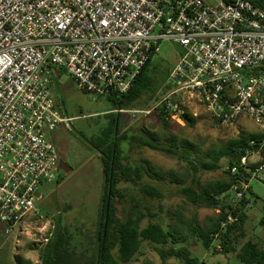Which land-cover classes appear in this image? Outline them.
<instances>
[{
    "label": "built area",
    "instance_id": "obj_1",
    "mask_svg": "<svg viewBox=\"0 0 264 264\" xmlns=\"http://www.w3.org/2000/svg\"><path fill=\"white\" fill-rule=\"evenodd\" d=\"M165 42L177 48L178 62L146 113L164 107L170 119L182 118L187 103H197L219 125L255 122L262 138L250 140L239 164L226 168L251 176L231 188L237 200L244 198L251 180L264 173V8L253 0H0V222L6 233L44 218L36 194L59 175L51 135L70 119L51 91L56 71L93 98L123 95ZM238 220L239 212L230 213L221 230Z\"/></svg>",
    "mask_w": 264,
    "mask_h": 264
},
{
    "label": "rangeland",
    "instance_id": "obj_2",
    "mask_svg": "<svg viewBox=\"0 0 264 264\" xmlns=\"http://www.w3.org/2000/svg\"><path fill=\"white\" fill-rule=\"evenodd\" d=\"M211 1L217 3L220 0ZM176 49L168 42L163 43L161 52L152 60V67L172 71L177 62ZM68 76H63L61 84L57 79L52 82L57 108L64 116L70 118L68 126L60 127L54 138L59 156V174L63 181L59 184L54 182L40 186L43 198L38 207L44 215L43 219L26 220L12 233H6L0 222V264H21L26 260L41 264V250L47 244L59 217H62L64 224L74 233L79 234L78 231H81L82 239H85L87 234L90 235L95 228L104 179L98 154L89 147L86 139L99 134L107 125L103 114L111 109V103L105 97L94 99L80 91ZM168 78L169 76L165 85ZM165 87L163 86L160 92L164 93ZM152 105V102H143L141 107L123 112V132L129 136L143 135L144 130L152 132L161 136V143L165 147L168 146V138L178 143L189 141L195 146L189 157L195 163H199L202 158L200 155L209 149L220 147L243 133H257L259 129L255 122L247 118L233 125H219L197 103H187L185 108L186 113L194 119V125L186 123L182 118H172L165 127L156 111L146 113L152 109ZM133 110L141 112L134 114ZM124 151L129 166L143 165L152 169L151 173L161 176L162 180L145 176L138 186L121 183L119 187L125 198L118 203L120 218H125L133 206H138L145 214L141 222L142 227H146L150 222H158L168 229V226H175L181 219L186 223L184 228L180 229L179 240L177 244H169L167 249L172 246L187 247L194 257L207 264H240L236 259V252L226 254L206 249L197 234L192 235L188 231L187 224L191 222L192 225L198 224L206 228L208 218H216L218 210L194 205L180 194V189L189 185L192 179V171L186 160L178 155L137 147L130 142L124 144ZM252 160L255 161V158ZM225 163V160L220 162L224 166L220 170L200 171L197 174L200 185L206 188L211 181L225 180L228 177L225 174ZM146 184L156 185L164 194V198L154 199L143 193L141 188ZM250 188L251 193H247L250 205L246 210L245 235L237 242L236 250L248 239H254L260 247H264V225L261 224L264 219V173H259L251 180ZM213 246L219 245L214 242ZM159 248L144 242L137 256L129 264H183L176 258L168 257L163 260Z\"/></svg>",
    "mask_w": 264,
    "mask_h": 264
},
{
    "label": "trees",
    "instance_id": "obj_3",
    "mask_svg": "<svg viewBox=\"0 0 264 264\" xmlns=\"http://www.w3.org/2000/svg\"><path fill=\"white\" fill-rule=\"evenodd\" d=\"M253 2L264 8V0H253ZM152 60L153 58L148 62L129 92L105 97L111 103V109L103 114L107 119V125L99 131V134L86 139L89 147L98 154L104 179L95 228L90 235L87 234L88 236L86 235L85 239H82L81 231H78L79 234L74 233L64 224L62 217H59L47 244L41 250V264H129L137 256L144 242L160 247L158 251L163 260L170 257L180 260L183 264H207L194 257L187 247L172 246L167 249L169 244H177L180 229H183L184 223H186L183 220L180 219L175 226H168V229L158 222H150L146 227H142L141 222L145 218V214L139 210L138 206H133L125 218H120L118 203L125 198V194L119 187L121 183L138 186L145 176L162 180V177L157 173H151L152 169L143 165L131 167L126 163L124 144L129 142L136 144L137 147H147L173 156L178 155L186 160L192 171V179L189 185L180 189V194L194 205L218 210L216 218H208L206 228L198 224L192 225L193 222L187 224L188 231L192 235L197 234L206 249L226 254L234 251L240 264H264V247H260L254 239L245 241L239 250L235 248L239 239L245 235L246 210L250 205L247 193H251V188H248L241 200L236 199L231 188L238 182V179H243L248 183L251 176L245 172L239 176L232 175L226 170L225 174L228 177L225 180L211 181L206 188H203L197 180V174L200 171L222 169L224 167L220 164L222 160H225L226 168L239 164L245 154L241 148L252 139L260 140L262 135L260 133H243L220 147H213L202 153L201 161L195 163L189 158L195 147L189 141L178 143L168 138L166 139L168 146L165 147L161 143L163 140L161 136L152 132L144 130L143 135L132 136L123 132L124 114L122 111L141 107L143 102L154 103L157 101L162 94L160 90L165 86L167 77L171 73V70L167 68L152 67ZM176 60L178 62V55ZM150 73H152L151 76ZM156 112L163 126L167 127L170 117L164 107L157 109ZM182 119L186 123L194 125V119L188 113L185 112ZM61 181H63V177L59 174L56 183L59 184ZM141 190L151 198H164V194L156 185L146 184ZM238 212L239 220L229 225L225 231L221 230L222 221L226 220L230 213ZM261 224L264 225V219ZM218 233L219 236L216 237ZM214 242L218 243L221 249L213 246ZM22 262L23 264H34L31 260ZM145 264L152 263L146 262Z\"/></svg>",
    "mask_w": 264,
    "mask_h": 264
},
{
    "label": "crops",
    "instance_id": "obj_4",
    "mask_svg": "<svg viewBox=\"0 0 264 264\" xmlns=\"http://www.w3.org/2000/svg\"><path fill=\"white\" fill-rule=\"evenodd\" d=\"M64 75H67L66 73H64L63 71H56V73L54 74V76H53V81H55V79H57L58 80V82H59V84H61V79L63 78V76ZM68 76V75H67ZM71 80H72V78L70 77V76H68ZM63 86V85H62ZM53 83H52V85H51V91L53 90ZM52 94H53V91H52ZM63 113V112H62ZM64 114V113H63ZM66 116V115H65ZM66 118H68V119H70L69 117H67L66 116ZM62 126H64V125H61V126H59V128L60 127H62ZM58 128V129H59ZM57 129V130H58ZM57 130L54 132V133H52V135H51V139H52V141L54 142V138H55V136H56V133H57ZM43 185H45V184H43ZM42 185V186H43ZM39 192H40V189H39ZM40 196H41V200H42V198H43V196H42V194H41V192H40Z\"/></svg>",
    "mask_w": 264,
    "mask_h": 264
},
{
    "label": "water",
    "instance_id": "obj_5",
    "mask_svg": "<svg viewBox=\"0 0 264 264\" xmlns=\"http://www.w3.org/2000/svg\"><path fill=\"white\" fill-rule=\"evenodd\" d=\"M36 196L39 198L40 197V192H37Z\"/></svg>",
    "mask_w": 264,
    "mask_h": 264
}]
</instances>
